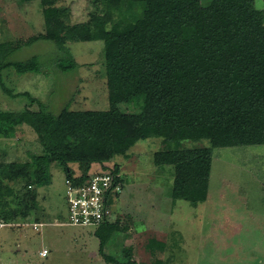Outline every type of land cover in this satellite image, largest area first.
Here are the masks:
<instances>
[{"label": "rangeland", "instance_id": "374dc122", "mask_svg": "<svg viewBox=\"0 0 264 264\" xmlns=\"http://www.w3.org/2000/svg\"><path fill=\"white\" fill-rule=\"evenodd\" d=\"M210 1L202 0V4ZM103 5V0H53L51 6L63 10L66 15L58 22L68 28L91 25L102 17ZM253 5L264 25V0H254ZM45 7L40 0H0V44L4 45L0 63H22L33 57L40 62V71L34 73L17 74L12 65L3 69L4 84L13 93L27 91L53 114L69 100L72 111L107 110L102 41L65 42L66 51L80 64L73 71L61 69L57 60L64 57V50L53 42L24 44L46 33ZM53 28L61 34L65 31L57 24ZM28 103L27 96L11 97L0 87V110H19ZM120 109L137 114L141 100L134 99ZM170 138L169 134L164 138L150 135L109 161L110 166H120L127 181L121 198L120 192L110 202L109 220L134 213V223L131 217L118 222L120 228L127 225L123 231L130 232L128 238L138 234L130 259L137 264H264V144L219 147L206 139L176 144ZM40 150L35 133L20 126L13 138H0V167L26 163L27 151ZM70 167L73 174H81L79 165L71 163ZM50 176V183L42 187L29 185L23 178H2L12 195L0 199V264H109L98 252L96 227L65 224L63 167L53 164ZM207 191L205 203L199 205H207L200 222L197 203ZM151 237L164 244L161 249L155 244L147 248ZM125 243L123 233L117 232L103 252L120 259ZM43 247L48 252L44 257L39 255Z\"/></svg>", "mask_w": 264, "mask_h": 264}, {"label": "trees", "instance_id": "16d2710c", "mask_svg": "<svg viewBox=\"0 0 264 264\" xmlns=\"http://www.w3.org/2000/svg\"><path fill=\"white\" fill-rule=\"evenodd\" d=\"M40 2L46 5V33L24 44L53 42L64 50L57 60L61 69L73 71L80 64L65 42L102 41L109 107L72 111L69 100L53 114L27 91L13 93L2 78L1 71L10 65L17 74L39 72L37 57L0 63L1 89L29 99L19 110H0V138H13L24 125L41 147L27 151L26 163L0 167V199L12 195L3 177L42 187L50 183L53 164L62 166L74 185L96 170L93 165L120 172L109 161L150 135L169 134L176 144L201 139L219 147L264 144V25L254 0H103L102 17L68 28L58 22L66 14L51 6L53 0ZM56 24L65 29L63 34L53 28ZM134 99L141 100V111L121 112ZM71 163L80 166V175L73 174ZM117 180L122 182L121 177ZM118 222L104 221L95 228L99 253L109 264H137L125 251L121 260L103 252L113 234L123 231ZM153 244L159 249L164 245L151 237L146 246L151 250Z\"/></svg>", "mask_w": 264, "mask_h": 264}, {"label": "built area", "instance_id": "2783aa9c", "mask_svg": "<svg viewBox=\"0 0 264 264\" xmlns=\"http://www.w3.org/2000/svg\"><path fill=\"white\" fill-rule=\"evenodd\" d=\"M120 177L119 172L103 170L98 166L96 170L89 172L88 178L81 184L74 185L66 179L67 221L65 224L97 227L104 221H108L111 207L109 201L121 192L122 182L117 180ZM35 225L41 226L42 223ZM47 253L46 249H42L39 255L44 257Z\"/></svg>", "mask_w": 264, "mask_h": 264}, {"label": "crops", "instance_id": "0c3cea01", "mask_svg": "<svg viewBox=\"0 0 264 264\" xmlns=\"http://www.w3.org/2000/svg\"><path fill=\"white\" fill-rule=\"evenodd\" d=\"M118 167H119V173L121 174V179H122V188H123V190H124V187H125V185H126V183H127V181H125L124 180V178H123V176L124 175H122L123 173L121 172V170H120V166L118 165ZM129 173V172H128ZM131 173V172H130ZM132 174V173H131ZM207 193H208V191L207 192H205V194H204V197L202 196V199H198V203H197V206H198V209H196V212L198 213V218H197V220L198 221H200L201 222V220H202V217L205 215V213H206V208H207V205H205V204H202V206L203 207H200L199 205H201V203H205L204 201H206V199H207ZM123 194V192H121L120 194H119V196H118V199H120L121 198V195ZM174 197V196H173ZM181 200H183V201H187V200H185V198H180ZM196 206V207H197ZM110 209H111V207H110ZM198 210V211H197ZM115 215H116V213H114ZM122 214V213H121ZM123 215H124V218L122 219L121 217H117V215L114 217V219L116 218H119V221L120 222H123L124 221V219L125 220H127V217L128 218H132V220H133V223H134V213H126V212H124L123 213ZM131 220V221H132ZM108 221L109 222H111L112 220H109L108 219ZM127 223V222H126ZM124 226H123V229H125V228H127V225L124 223L123 224ZM75 227V226H74ZM83 228H90V227H83ZM135 229V228H134ZM133 229V231L135 232V230ZM93 233H94V231H93ZM121 233H123V235H124V237H125V241H126V243H125V246L120 250V259H115V258H113V257H110L109 256V254H107V253H105L106 255H108L110 258H112V259H115V260H121L122 259V257H123V254H124V251L125 252H127V253H132V251L135 253V247H134V242H135V239H136V237L138 236V234H132L131 233V235L133 236V239L132 238H130V236H129V238H128V234L130 233H128L127 231H123V232H121ZM127 233V234H126ZM140 233V232H139ZM110 240V239H109ZM130 240V241H129ZM129 241V243H127ZM167 242H169L168 241V238H167V240H166ZM107 243L108 242H106V244H105V246H104V248H105V251H106V248H107ZM165 244L167 245V243L165 242ZM42 249H46V248H42ZM99 249V248H98ZM99 252V251H98ZM107 252V251H106ZM130 258V257H129ZM130 260H132L133 261V259H130Z\"/></svg>", "mask_w": 264, "mask_h": 264}]
</instances>
